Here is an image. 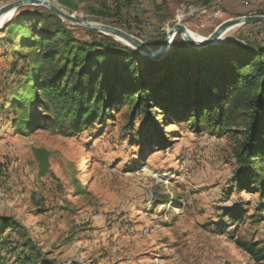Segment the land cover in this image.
I'll use <instances>...</instances> for the list:
<instances>
[{"label":"rangeland","instance_id":"374dc122","mask_svg":"<svg viewBox=\"0 0 264 264\" xmlns=\"http://www.w3.org/2000/svg\"><path fill=\"white\" fill-rule=\"evenodd\" d=\"M14 1L0 0V7ZM51 1L84 21L116 25L157 51L181 6L200 9L217 0H72L74 11ZM211 10L184 25L208 37L221 22L208 17ZM22 13L0 28V216L26 228L43 256L40 264H264L236 245L264 248V198L235 189L237 143L230 136L170 125L172 146L162 150L140 141L141 115L126 131L128 108L75 135L59 127L18 133L21 113L8 101L17 87L13 51L21 48L2 31ZM74 35L90 40L76 27ZM236 38L264 46V24L236 28L224 43ZM235 211L239 219L228 213ZM0 258L14 264L1 243Z\"/></svg>","mask_w":264,"mask_h":264},{"label":"trees","instance_id":"16d2710c","mask_svg":"<svg viewBox=\"0 0 264 264\" xmlns=\"http://www.w3.org/2000/svg\"><path fill=\"white\" fill-rule=\"evenodd\" d=\"M59 1L75 10L72 0ZM30 10L34 12L18 10L22 14L2 31L10 34L8 43L15 40L21 48L13 51L12 84L17 87L8 101L21 113L19 134L59 127L63 135H75L103 125L122 108L129 109L126 131L141 115L140 141L158 143L162 150L172 146L170 125L188 123L196 133L207 127L237 143L235 189L264 198V46L236 38L194 49L178 35L167 56L155 62L114 37L65 22L47 8ZM75 27L90 40L77 39ZM250 32L244 35L250 37ZM228 213L239 219L238 212ZM26 233L12 217L0 216V243L14 264H40L43 256ZM236 245L264 263V248L241 241ZM0 264H6L2 258Z\"/></svg>","mask_w":264,"mask_h":264},{"label":"water","instance_id":"95a60500","mask_svg":"<svg viewBox=\"0 0 264 264\" xmlns=\"http://www.w3.org/2000/svg\"><path fill=\"white\" fill-rule=\"evenodd\" d=\"M25 7H43L50 10L54 15L58 16L65 22L84 27L89 30L103 33L114 37L128 47L138 51L141 55L155 62L162 61L170 52L174 41L180 35L182 41L191 48L202 49L217 44L224 43L227 35L236 28H241L249 24H264V15L243 16L226 20L220 24L214 32L208 37L198 40L194 38L190 30L183 24H175L167 33L159 50L154 51L142 39L117 27L105 24L91 23L77 18L75 15L69 14L60 8L51 0H16L12 3L0 7V21L10 14H14L18 10Z\"/></svg>","mask_w":264,"mask_h":264},{"label":"built area","instance_id":"2783aa9c","mask_svg":"<svg viewBox=\"0 0 264 264\" xmlns=\"http://www.w3.org/2000/svg\"><path fill=\"white\" fill-rule=\"evenodd\" d=\"M225 0H217L214 4H212L210 7H203V8H195L194 6H181V8L178 10L174 23L175 24H185V22L194 17L197 14H208V10L209 8H211L212 13L208 16L209 18L213 19V20H219L221 21L220 24H222L223 22H225L226 20H224L225 15H227L225 13V11L221 8L222 3ZM241 5L243 6H248L250 5V3L253 0H238ZM219 24V25H220Z\"/></svg>","mask_w":264,"mask_h":264},{"label":"crops","instance_id":"0c3cea01","mask_svg":"<svg viewBox=\"0 0 264 264\" xmlns=\"http://www.w3.org/2000/svg\"><path fill=\"white\" fill-rule=\"evenodd\" d=\"M226 14L232 17L253 16L264 10V0H253L250 5L240 7L235 0H229L224 5Z\"/></svg>","mask_w":264,"mask_h":264},{"label":"bare ground","instance_id":"6f19581e","mask_svg":"<svg viewBox=\"0 0 264 264\" xmlns=\"http://www.w3.org/2000/svg\"><path fill=\"white\" fill-rule=\"evenodd\" d=\"M12 14L8 15L7 17L3 18L1 21H0V28L4 25V23L6 22V20L11 16ZM191 32V31H190ZM192 36L198 40L202 39L203 37L200 36V35H197L193 32H191Z\"/></svg>","mask_w":264,"mask_h":264}]
</instances>
